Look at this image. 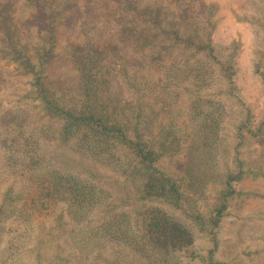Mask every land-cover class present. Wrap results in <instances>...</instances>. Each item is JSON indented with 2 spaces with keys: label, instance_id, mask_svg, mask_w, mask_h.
<instances>
[{
  "label": "trees",
  "instance_id": "trees-1",
  "mask_svg": "<svg viewBox=\"0 0 264 264\" xmlns=\"http://www.w3.org/2000/svg\"><path fill=\"white\" fill-rule=\"evenodd\" d=\"M15 1L0 0V64L10 62L21 74L34 76L31 110L47 123L45 132H57L65 143H83L94 155L114 157V146H125L120 168H131L128 177L137 198L182 208L192 220L186 223L154 205L142 222L135 223L126 212L112 213L101 225L83 227L80 221L104 190L78 175L61 173L50 159H34L30 178L47 183L45 200L65 198L69 203L74 227L68 236L78 254L76 264H91L108 240L130 243L150 264H180L179 251L194 242L197 231L213 232L226 208L224 199L233 193L231 182L246 175L237 158L234 169L217 173L226 117L219 94L237 97L236 54L214 44L215 24L206 2L95 0L91 12L104 22L97 33L91 30L84 43L72 38L60 43L66 7L48 12L44 3L28 0L44 22L26 38L23 29L9 23ZM58 13L60 21L54 18ZM210 89L218 96L212 97ZM182 94L190 104L184 124L172 108ZM22 114L20 109L16 137L21 145L31 144L44 129ZM257 127L253 134L264 135V120ZM236 128L240 133L242 125ZM174 155H180L178 175L161 161ZM209 194L214 195L213 204L204 200ZM24 223L34 233L35 222L28 218Z\"/></svg>",
  "mask_w": 264,
  "mask_h": 264
},
{
  "label": "rangeland",
  "instance_id": "rangeland-1",
  "mask_svg": "<svg viewBox=\"0 0 264 264\" xmlns=\"http://www.w3.org/2000/svg\"><path fill=\"white\" fill-rule=\"evenodd\" d=\"M39 1L45 4L48 12L52 7L56 11L66 7V20H61L60 13L54 17L63 21L59 29L60 43L69 38L84 43L86 36L92 35L91 30L97 33L99 25L104 23L102 19L95 18V12H91L90 7L95 0H56L54 5L50 0ZM204 1L215 24L212 33L214 44L222 50L227 47L229 52L236 54L234 82L238 87L237 97L219 94L224 99L226 110L223 113L226 117L222 120L221 164L217 173H223L221 171L228 167L234 169L237 158L241 160L240 168L246 175L231 182L233 193L224 199L226 208L213 232L197 231L194 242L179 251V261L180 264H264V135L253 134L259 131L257 124L264 120V0ZM8 14L9 23L23 29L26 38L38 32L37 23L44 22L37 6L28 0L13 2ZM96 33L94 35H98ZM2 62L0 264H76L78 254L68 236L74 227L69 203L65 198L45 200L43 195L47 183L30 178L34 159H50L61 173L78 175L85 182L104 190L103 198L80 221L83 227L101 225L112 213L126 212L135 223L137 220L142 222L145 212L154 205H161L179 220L192 223L182 208L137 198L129 182L131 168L123 171L121 165L125 164V159L119 158H125V146H114L117 151L114 157L108 153L105 154L107 156L101 153L94 155L85 150L83 143L77 144L73 140L65 143L57 132H45L48 131L47 123L41 121L40 114L36 115L31 110L29 96L32 95L34 76L21 74L15 64ZM177 89L174 88L175 91ZM213 90L207 92L212 97L218 96ZM172 108L179 111L178 121L184 124L190 109L187 95L182 94ZM20 109L24 110L23 116H31V125L44 129L41 137L33 138L31 144L21 145L16 137ZM239 124L242 125L240 133L236 132ZM161 161L175 175L179 174L180 155L166 156ZM205 197L204 200L213 204V194ZM203 208H206L205 202ZM28 218L35 222L34 233L24 223ZM208 227L207 224L206 229ZM12 237H15L13 243ZM129 244L108 240L94 253L91 264H150L141 251L131 249ZM119 248L124 259L119 257L122 255Z\"/></svg>",
  "mask_w": 264,
  "mask_h": 264
}]
</instances>
